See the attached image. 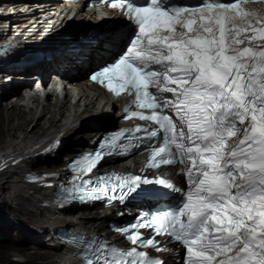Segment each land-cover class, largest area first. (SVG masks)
<instances>
[{"label": "snow or ice", "instance_id": "1", "mask_svg": "<svg viewBox=\"0 0 264 264\" xmlns=\"http://www.w3.org/2000/svg\"><path fill=\"white\" fill-rule=\"evenodd\" d=\"M254 2L112 0V7L127 5L134 31L113 33L111 43L119 52L90 79L117 96L134 89L133 105L152 114L126 118L147 119L158 127L117 131L94 154L73 161V170L79 178L117 149L127 155L128 144H117L122 138L148 140L149 167L183 163L187 188L140 175L112 174L99 184L82 181L83 194L93 200L167 205L118 229L135 247L124 250L99 240L85 246L86 264H165L139 250L164 251L154 237L141 235L143 228L180 243L185 252L179 264H264V43L253 46L264 42V23L237 27L231 21L233 11L238 17L251 15L239 5ZM178 23L184 30L177 34ZM152 86L155 92L149 91ZM169 107L172 114L157 113Z\"/></svg>", "mask_w": 264, "mask_h": 264}, {"label": "bare ground", "instance_id": "2", "mask_svg": "<svg viewBox=\"0 0 264 264\" xmlns=\"http://www.w3.org/2000/svg\"><path fill=\"white\" fill-rule=\"evenodd\" d=\"M66 9L59 0L45 3L42 0H0V43L14 40L13 35L19 31L16 39L31 42L40 37L33 35L35 29H50L49 22L54 18L55 22L60 21L56 14L62 15ZM67 18L62 20V25L72 30L98 25L96 18H88L81 9ZM50 30L51 34L58 31L56 27ZM38 68L47 72L52 66L42 62ZM90 70L85 68L79 72L84 86ZM87 91L107 98L96 85L88 86ZM87 99L83 92L82 101ZM44 101L42 104L39 98L8 101L7 95H0V264H84L57 241L51 233L55 226L79 224L112 237L108 225L111 217L104 216L97 208L63 209L56 202L55 193L70 184L72 173L68 170L71 166L68 158H78L81 150L109 127L108 121H115L113 105L108 104L105 115L97 118L93 126L78 124L72 129L68 128L70 124L63 123V117L80 110L81 106H60L58 102ZM69 118L66 115L64 119ZM49 129L61 133L63 146L50 160L44 156L34 157L39 149L32 148L48 140ZM3 210H10L12 219L4 217Z\"/></svg>", "mask_w": 264, "mask_h": 264}, {"label": "rangeland", "instance_id": "3", "mask_svg": "<svg viewBox=\"0 0 264 264\" xmlns=\"http://www.w3.org/2000/svg\"><path fill=\"white\" fill-rule=\"evenodd\" d=\"M3 216L4 217H6V218H9L10 219V217H11V219H12V213H11V211L10 210H3ZM12 235L14 236V233H12ZM33 264H43V263H41V262H35V263H33Z\"/></svg>", "mask_w": 264, "mask_h": 264}]
</instances>
